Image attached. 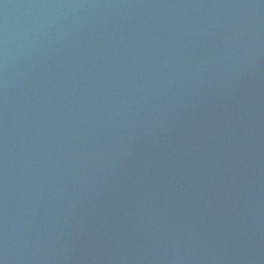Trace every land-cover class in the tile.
<instances>
[{
	"label": "water",
	"instance_id": "water-1",
	"mask_svg": "<svg viewBox=\"0 0 264 264\" xmlns=\"http://www.w3.org/2000/svg\"><path fill=\"white\" fill-rule=\"evenodd\" d=\"M0 264H264V0H0Z\"/></svg>",
	"mask_w": 264,
	"mask_h": 264
}]
</instances>
